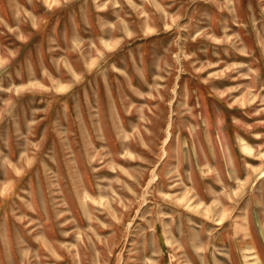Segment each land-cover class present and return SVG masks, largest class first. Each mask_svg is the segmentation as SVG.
<instances>
[{
    "label": "rangeland",
    "instance_id": "rangeland-1",
    "mask_svg": "<svg viewBox=\"0 0 264 264\" xmlns=\"http://www.w3.org/2000/svg\"><path fill=\"white\" fill-rule=\"evenodd\" d=\"M0 264H264V0H0Z\"/></svg>",
    "mask_w": 264,
    "mask_h": 264
}]
</instances>
